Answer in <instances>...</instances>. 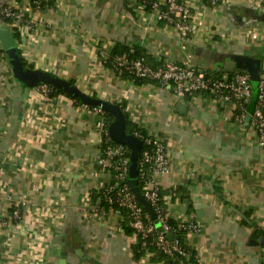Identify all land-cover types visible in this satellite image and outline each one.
Masks as SVG:
<instances>
[{"label": "crops", "instance_id": "crops-1", "mask_svg": "<svg viewBox=\"0 0 264 264\" xmlns=\"http://www.w3.org/2000/svg\"><path fill=\"white\" fill-rule=\"evenodd\" d=\"M141 1L55 0L29 10L17 30L20 58L122 104L131 124L162 138L169 166L156 180L170 219L198 226L185 234L195 250L189 264H264V146L251 124L252 89L240 124L233 105L208 93L177 98L169 85L118 74L99 47L138 49L152 66L192 55L207 77L231 76L241 62L223 72L225 61L264 57V7L258 0H181L194 26L183 40L140 11ZM74 100L22 86L0 45V216L7 222L0 264H162L133 256L131 232L116 228L124 229L125 215L94 214L92 190L111 181L97 162L108 127L101 110ZM16 203L19 223L9 218Z\"/></svg>", "mask_w": 264, "mask_h": 264}, {"label": "built area", "instance_id": "built-area-1", "mask_svg": "<svg viewBox=\"0 0 264 264\" xmlns=\"http://www.w3.org/2000/svg\"><path fill=\"white\" fill-rule=\"evenodd\" d=\"M40 0H0V21L9 29L19 30L25 19L27 11L38 10ZM216 0H212L214 3ZM264 7V0H258ZM147 1H141L138 6L140 11H145L157 23L165 21L183 40H187L193 32L194 26L190 21L191 12L189 7L181 0H154L146 7ZM8 19L9 23L2 20ZM19 32V31H18ZM100 57L108 58L110 47L104 49L101 43ZM192 55L182 63L166 59L160 64L152 66L144 57H129L126 53L116 54L110 59L111 69L118 73L128 72L136 79L157 81L162 85H169L177 98H194L197 94L208 93L213 98L230 103L234 106L235 119L242 124L245 121V105L251 97V81L246 71H237L231 76L207 77L202 71L192 64ZM44 96H48L51 87L49 84L39 85ZM96 108V107H95ZM100 110V108H97ZM251 124L259 145L264 146V73L258 81V92L255 105L251 114ZM109 138V136L104 134ZM143 143L138 157V181L141 183V194L149 201L154 209L161 230L157 231L150 215L135 198L126 182L129 168V149L121 144L106 145L100 149L98 164L109 173L112 171L111 181L102 189V198L109 204L107 209L100 206L101 197H97L94 204V214L99 212L113 211L124 219L121 210L127 211V224L132 232L130 237L136 242L154 234L155 243L167 254L174 252L188 257L189 254L179 243L178 233L197 231L198 226L186 220H178L175 225L170 223L168 205L162 199L160 186L156 176L167 171L169 166L168 157L162 138L158 136L135 134ZM105 138V137H104ZM110 139V138H109ZM117 157V158H115ZM99 209H104L100 211ZM24 215L20 212L18 204H14L9 212V218L15 222L22 221ZM18 222V223H19ZM6 220L0 216V226L6 224ZM124 233L122 225L116 227ZM173 232L174 238H166V232ZM176 236V237H175ZM33 250V249H32ZM29 249L28 254L33 253ZM35 252V251H34ZM35 254V253H34ZM149 256V252H145Z\"/></svg>", "mask_w": 264, "mask_h": 264}, {"label": "water", "instance_id": "water-1", "mask_svg": "<svg viewBox=\"0 0 264 264\" xmlns=\"http://www.w3.org/2000/svg\"><path fill=\"white\" fill-rule=\"evenodd\" d=\"M16 43L14 32L5 25L0 24L1 48L8 59V64L14 79L22 86L31 88L41 84H49L55 88L61 89L66 94L85 105L100 108L111 114L112 120L107 128L109 138L114 143L124 145L129 149V168L126 177L127 185L133 192L135 198L143 206L144 210L150 215L156 226V230L160 231L162 228L159 225V220L156 217L153 207L149 201L143 197L137 186V159L142 150L143 143L135 134L126 132L124 113L120 106L116 103L105 101L99 97L85 93L70 80L54 75L47 70L26 67L18 54ZM240 62V70L246 71L249 74L253 97L256 99L260 72L264 71V57L261 59L252 56L232 57V59L225 61L222 71L233 72L236 68V64ZM165 236L169 240L174 238V234L171 231L166 232ZM261 240L260 238L259 241Z\"/></svg>", "mask_w": 264, "mask_h": 264}, {"label": "trees", "instance_id": "trees-1", "mask_svg": "<svg viewBox=\"0 0 264 264\" xmlns=\"http://www.w3.org/2000/svg\"><path fill=\"white\" fill-rule=\"evenodd\" d=\"M146 1H147L146 7L148 8L149 7L148 4L153 2L154 0H146ZM54 2H55V0H40L38 9L42 10V9H46L48 7H51V6L54 5ZM2 21L5 22V23H9L10 22V20H8V19H4ZM159 22L165 24V21H159ZM12 30H13V28H12ZM14 35H15L16 39H19L20 33L17 30H14ZM123 53H126L129 57H141L142 56V57L145 58V55L140 53L138 49H132V48L130 49L129 47H127L125 45L115 44L114 46L111 47L110 52L108 54V58L104 59L105 60L104 64L107 67L111 68L110 59L116 54H123ZM18 54H19V52H18ZM146 61H148V60L146 59ZM22 63L26 66V64H25V62L23 60H22ZM27 66L30 67L29 65H27ZM118 74H120L122 76H125V77H129V78L133 79L135 82H138V83H142V82H146V81H153V80H147V79H136L130 73H128L126 71L118 73ZM153 82H155V81H153ZM50 87H51V90L48 93V97L52 98V97H54V96H56L58 94H65L68 97L74 99L73 97L69 96L64 91H62L61 89L55 88L52 85H50ZM74 101L77 102V103H80L77 100H74ZM119 106H120V108H123L122 104H120ZM89 107H92V106H89ZM100 110L102 111V113L104 115V128H107L109 123H110V121L112 120V116H111L110 113L105 112L102 109H100ZM123 113H124V118H125V129H126V132L127 133H133V134H144L145 135L144 131H142L141 129H139L135 125L131 124L129 119H128V117H127V115H126V113L125 112H123ZM106 145H115V143L106 136L102 140V144L100 145V148L102 149ZM128 155H129V153H128ZM115 158H117V157H115ZM137 165H138V163H137ZM110 173H111V175L113 174L112 171H110ZM137 186H138L139 191H141V183H140V181H137ZM160 193H161V191H160ZM91 197L94 200L97 199V197H101L102 201H101L100 206L103 207L104 209H107L109 207V204L106 201H104L103 198H102V191L101 190H92ZM121 212H122L123 215H125V217L127 219V216H126L127 215V211L125 209H122ZM170 223L172 225H175L176 221L173 220V219H170ZM124 230H125L126 233L132 232L131 228L127 224V220H126V224H125ZM178 237H179L180 246L186 252H188V254H189L188 257L180 255V254H178L176 252H174L173 254L164 253L157 246V244L155 243L154 234H150L144 239H138L136 242H134L131 245L133 256L135 258H140L147 251V252H149V259L151 261H162V264H189V263L194 262L195 261L194 260V258H195V250L192 247H190L189 245L186 244V242H185V233H182V232L178 233Z\"/></svg>", "mask_w": 264, "mask_h": 264}]
</instances>
